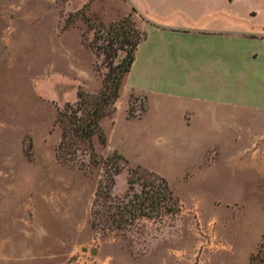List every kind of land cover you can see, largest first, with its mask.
<instances>
[{"label": "rangeland", "instance_id": "1", "mask_svg": "<svg viewBox=\"0 0 264 264\" xmlns=\"http://www.w3.org/2000/svg\"><path fill=\"white\" fill-rule=\"evenodd\" d=\"M123 18L141 31L125 0H0V264H264V162H226L249 114L203 120L192 145L121 83L92 137L74 132L77 90L90 107L124 54ZM212 140L219 162L202 158ZM132 168L166 180L173 212L130 215Z\"/></svg>", "mask_w": 264, "mask_h": 264}, {"label": "crops", "instance_id": "2", "mask_svg": "<svg viewBox=\"0 0 264 264\" xmlns=\"http://www.w3.org/2000/svg\"><path fill=\"white\" fill-rule=\"evenodd\" d=\"M125 3L143 36L121 89L145 95L142 117L193 131L199 136L187 142L196 145L203 120L211 130L210 120L249 114V138L226 162H264V0ZM164 103L176 111L160 112ZM225 149L212 140L202 158L219 162Z\"/></svg>", "mask_w": 264, "mask_h": 264}, {"label": "trees", "instance_id": "3", "mask_svg": "<svg viewBox=\"0 0 264 264\" xmlns=\"http://www.w3.org/2000/svg\"><path fill=\"white\" fill-rule=\"evenodd\" d=\"M117 24V25H116ZM109 31L112 38H118L121 36L120 47L124 50V54L119 59L118 62H113V56L115 52L111 53V61L108 63V71L105 74L103 88L97 95V100L92 102L89 107L86 103V95L82 90H77L78 105L74 110L70 111V117L74 112L77 119L74 126V132L81 136L82 138L90 139L92 135L98 129V123L106 115V108L114 103L119 96L120 86L123 78L127 71L130 69L131 63L134 59V51L137 43L143 36V31H139L136 27L126 23V19L123 18L121 21L112 23L110 25ZM110 39V40H111ZM107 55L110 53L106 52ZM70 108L67 104L66 108ZM66 113V110L63 112ZM79 113V114H78ZM81 113V114H80ZM131 114V113H130ZM101 134V133H100ZM99 134V136H100ZM101 141L104 142V137L101 134ZM114 158H124L118 154L113 153ZM121 166L116 165L115 171L119 172ZM130 177L128 182L139 183L141 185V190L139 193H133V199L136 204L132 205L135 209L130 210V215L132 217L138 215H145L148 217H153L155 214H159L161 211L163 214L173 212L174 203L172 198V192L169 188L168 183L162 177L160 178H147V172L140 171L137 168L130 169ZM169 201V203H167ZM264 237V234H263ZM262 244L258 245L257 252L254 256H260V259L264 260V253L262 254Z\"/></svg>", "mask_w": 264, "mask_h": 264}]
</instances>
